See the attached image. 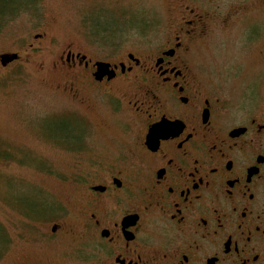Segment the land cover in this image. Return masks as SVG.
<instances>
[{"label": "flooded vegetation", "instance_id": "obj_1", "mask_svg": "<svg viewBox=\"0 0 264 264\" xmlns=\"http://www.w3.org/2000/svg\"><path fill=\"white\" fill-rule=\"evenodd\" d=\"M245 12L191 9L164 43L116 62L59 52L51 65L74 102L55 130L64 155L60 168L47 160L34 172L62 177L73 193L67 204L18 208L32 233L15 232L18 246L50 252L17 264H264V24ZM242 17V42L214 72L201 49ZM43 37L24 59L0 53V76L51 52ZM237 57L256 75L242 78ZM100 62L111 65L102 78Z\"/></svg>", "mask_w": 264, "mask_h": 264}, {"label": "rangeland", "instance_id": "obj_2", "mask_svg": "<svg viewBox=\"0 0 264 264\" xmlns=\"http://www.w3.org/2000/svg\"><path fill=\"white\" fill-rule=\"evenodd\" d=\"M14 8L15 16L0 31V53L18 52L26 58L30 53L27 48L38 33L44 35L40 41L52 44L53 49L32 57L28 64L22 59L0 76V264H17L28 254L43 258L50 252L34 254L18 246L15 232L32 235L18 208L27 211L35 201L67 204L73 193L70 184L61 182L62 177L34 172L47 160L60 168L64 155L61 144L54 142L55 130L64 123L59 116L74 102L60 88L65 76L51 65L60 51L72 46L93 58L116 62L127 50L140 53L164 43L176 22L191 9L201 15L221 16L246 11V22L264 24V0H25ZM243 17L224 32L215 28L214 38L201 49L200 59L214 72H226V56L232 57L242 42ZM230 43V55L224 56ZM246 56L244 62H248ZM251 56L255 61L257 52ZM40 62L47 66L43 71ZM234 62L242 78L256 75L245 71L240 58ZM64 168L61 176H69V167Z\"/></svg>", "mask_w": 264, "mask_h": 264}, {"label": "trees", "instance_id": "obj_3", "mask_svg": "<svg viewBox=\"0 0 264 264\" xmlns=\"http://www.w3.org/2000/svg\"><path fill=\"white\" fill-rule=\"evenodd\" d=\"M18 1L25 0H0V31L4 28L5 23L15 16L14 5H17Z\"/></svg>", "mask_w": 264, "mask_h": 264}, {"label": "water", "instance_id": "obj_4", "mask_svg": "<svg viewBox=\"0 0 264 264\" xmlns=\"http://www.w3.org/2000/svg\"><path fill=\"white\" fill-rule=\"evenodd\" d=\"M7 62H13V61H16L18 59V56L17 54L16 55H5L3 56V60H5ZM110 64L108 63H97V68H98V71H97V74L99 78H102L103 76H105L107 73H108V70L110 68Z\"/></svg>", "mask_w": 264, "mask_h": 264}]
</instances>
